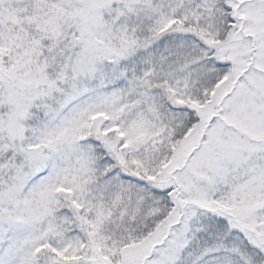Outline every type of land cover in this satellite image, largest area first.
I'll use <instances>...</instances> for the list:
<instances>
[{
    "label": "snow or ice",
    "instance_id": "snow-or-ice-1",
    "mask_svg": "<svg viewBox=\"0 0 264 264\" xmlns=\"http://www.w3.org/2000/svg\"><path fill=\"white\" fill-rule=\"evenodd\" d=\"M0 264H264V0H0Z\"/></svg>",
    "mask_w": 264,
    "mask_h": 264
}]
</instances>
